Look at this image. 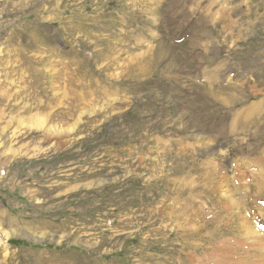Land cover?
Listing matches in <instances>:
<instances>
[{
  "label": "rangeland",
  "instance_id": "rangeland-1",
  "mask_svg": "<svg viewBox=\"0 0 264 264\" xmlns=\"http://www.w3.org/2000/svg\"><path fill=\"white\" fill-rule=\"evenodd\" d=\"M0 264H264V0H0Z\"/></svg>",
  "mask_w": 264,
  "mask_h": 264
},
{
  "label": "built area",
  "instance_id": "built-area-1",
  "mask_svg": "<svg viewBox=\"0 0 264 264\" xmlns=\"http://www.w3.org/2000/svg\"><path fill=\"white\" fill-rule=\"evenodd\" d=\"M2 173H3V174H5V172H4V171H3Z\"/></svg>",
  "mask_w": 264,
  "mask_h": 264
}]
</instances>
